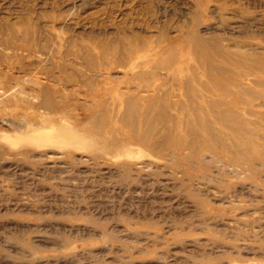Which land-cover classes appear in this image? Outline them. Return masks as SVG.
Instances as JSON below:
<instances>
[{"label": "rangeland", "instance_id": "obj_1", "mask_svg": "<svg viewBox=\"0 0 264 264\" xmlns=\"http://www.w3.org/2000/svg\"><path fill=\"white\" fill-rule=\"evenodd\" d=\"M0 264H264V0H0Z\"/></svg>", "mask_w": 264, "mask_h": 264}, {"label": "bare ground", "instance_id": "obj_2", "mask_svg": "<svg viewBox=\"0 0 264 264\" xmlns=\"http://www.w3.org/2000/svg\"><path fill=\"white\" fill-rule=\"evenodd\" d=\"M216 53L222 54L221 53V50L218 49V48L216 50ZM222 59H223V62L221 64H216V63L212 64V69H214L215 72H217L222 78H225L226 79L228 77H231L232 79L234 78L235 80L239 81L238 76L240 78L243 75L242 74L241 75L240 74H235V75L231 76L229 74L230 73V70H229L230 69L229 68L230 60H228L227 56H225L224 54L222 55ZM215 81L217 82V83H215V88H217V86L219 85L220 88H221V90L224 91V95H227L226 93H228L231 90V88H228L229 86L227 85V83L220 82L218 79H216ZM223 87L226 88V89H222ZM236 87H238V90L237 91L240 94H245L246 93V94L250 95L252 93V96L255 95V94H253V91H248V90H250L248 87H246V86L243 87V84L241 82H239V84H236ZM189 101H191L192 103H190V105L186 104V106H188V108L192 109L193 113L195 114V120L197 121V119H199V116H201L200 117V118H202L201 123L204 124V127H207V130L209 132H211V134H213L214 133V130H213L214 127L212 125V120H209L207 116L203 117V115H201V113H202V111L204 109H203L202 106H199L198 105L200 103V102H198V99L192 97L191 100H189ZM213 101L214 102H212L209 105L213 109L212 112H214V114H215L214 115V118H216L218 121H220L223 124H227V121L229 122L230 120H234V122H235V126H234L235 133L242 134V135H244V137L245 136H248V134H250L249 132L245 131V129H243L241 127L240 122H242L243 120L240 121V119L238 117H236V115L230 109H228V108L227 109L220 108V105L221 104L227 105L225 103L226 102L225 99H219V100H213ZM166 102L167 101H165V103ZM161 103H162V101L160 99L156 98V99H154V100L151 101L150 105L152 107L153 106L156 107V106L160 105ZM170 105H173V103H171ZM198 136H199V133L198 132H195L194 133V137H195V139H194V145H195V148L197 147L196 145L199 142ZM212 138H213L212 139L213 141H217V140H214V139H217V138L216 137H213V135H212ZM242 149L243 148L241 146H238L237 147V150H239V151H242Z\"/></svg>", "mask_w": 264, "mask_h": 264}]
</instances>
